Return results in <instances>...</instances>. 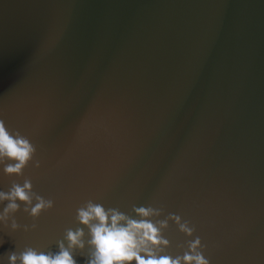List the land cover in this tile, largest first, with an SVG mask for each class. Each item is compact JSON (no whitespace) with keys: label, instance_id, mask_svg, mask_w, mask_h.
I'll return each instance as SVG.
<instances>
[{"label":"water","instance_id":"95a60500","mask_svg":"<svg viewBox=\"0 0 264 264\" xmlns=\"http://www.w3.org/2000/svg\"><path fill=\"white\" fill-rule=\"evenodd\" d=\"M0 120L40 163L0 165V191L53 201L0 222V264L57 251L88 200L188 221L170 255L199 237L209 264H264V0H0Z\"/></svg>","mask_w":264,"mask_h":264},{"label":"clouds","instance_id":"9594fccd","mask_svg":"<svg viewBox=\"0 0 264 264\" xmlns=\"http://www.w3.org/2000/svg\"><path fill=\"white\" fill-rule=\"evenodd\" d=\"M35 155L36 146L30 139L9 131L0 120V165H3L4 174L22 176L30 163L38 168L40 163L34 161ZM5 202L0 222L6 223L11 217L13 232L20 227L13 217L21 205H24V213L32 218L53 207L52 200L33 192L30 179H25L22 185L13 182L7 192L0 191V204ZM132 213L134 215L118 208H105L101 203L88 200L76 210L75 219L80 226L65 231L64 239L57 241V251L25 247L19 252H9L8 264H77L76 253H84L85 249L84 264H209L199 237L188 242L182 255L167 253L170 241L163 233L169 221L186 237H193L195 232V228L188 221L182 222L179 215L170 213L165 219H158L162 209L151 205H133ZM32 227L35 228V224ZM24 230L28 231V226Z\"/></svg>","mask_w":264,"mask_h":264}]
</instances>
